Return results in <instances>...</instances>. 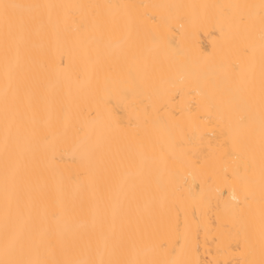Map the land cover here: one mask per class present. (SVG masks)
<instances>
[{
	"label": "bare ground",
	"instance_id": "6f19581e",
	"mask_svg": "<svg viewBox=\"0 0 264 264\" xmlns=\"http://www.w3.org/2000/svg\"><path fill=\"white\" fill-rule=\"evenodd\" d=\"M0 264H264V0H0Z\"/></svg>",
	"mask_w": 264,
	"mask_h": 264
},
{
	"label": "snow or ice",
	"instance_id": "6c2138e0",
	"mask_svg": "<svg viewBox=\"0 0 264 264\" xmlns=\"http://www.w3.org/2000/svg\"><path fill=\"white\" fill-rule=\"evenodd\" d=\"M2 7H3V9L5 10V13L7 12V9L9 8V7H11L10 5H8V4H4V5H2Z\"/></svg>",
	"mask_w": 264,
	"mask_h": 264
}]
</instances>
